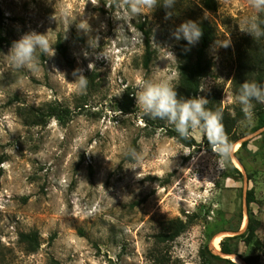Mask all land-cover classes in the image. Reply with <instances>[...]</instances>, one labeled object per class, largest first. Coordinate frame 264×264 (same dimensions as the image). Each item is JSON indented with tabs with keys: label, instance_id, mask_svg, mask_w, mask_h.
<instances>
[{
	"label": "rangeland",
	"instance_id": "obj_1",
	"mask_svg": "<svg viewBox=\"0 0 264 264\" xmlns=\"http://www.w3.org/2000/svg\"><path fill=\"white\" fill-rule=\"evenodd\" d=\"M217 2L208 10L202 0H177L166 20L163 7L133 15L124 0H111L110 8L106 0H0V264H202L200 249L215 252V240L236 235L222 230L236 226L240 212L239 233L246 230L251 188L261 246L237 239L235 254H218L238 264L237 254H254L264 264V128L253 132L264 103L253 101L251 118L235 128L242 138L232 159L242 175L234 177L226 164L218 166L203 133L191 134L200 146H186L168 135L172 125L158 126L136 103L138 81L171 78L178 85L179 41L170 33L196 20L214 29L207 51L214 65L202 81L210 90L200 95L219 94L231 115L241 109V84L264 69V37L242 33L239 24L264 20V12L251 0ZM141 26L155 50L149 70ZM32 30L48 32L52 48L38 53L35 70L17 69L8 52ZM245 59L254 66L244 68ZM130 100L131 111L123 112ZM51 105L68 111L59 120L48 115ZM133 144L139 161L126 155ZM177 218L193 222L174 241L159 243L166 222ZM28 232L38 233L34 251L20 239Z\"/></svg>",
	"mask_w": 264,
	"mask_h": 264
},
{
	"label": "clouds",
	"instance_id": "obj_2",
	"mask_svg": "<svg viewBox=\"0 0 264 264\" xmlns=\"http://www.w3.org/2000/svg\"><path fill=\"white\" fill-rule=\"evenodd\" d=\"M129 6L133 15L143 14L145 10H155L157 7L166 9L165 19L172 18L171 10L175 8L177 0H124ZM252 6L257 10L264 12V0H251ZM106 6H112L111 0H106ZM78 29L84 32L90 31V28L84 24H78ZM242 33L251 35L254 39L264 37V20L256 16L247 18L239 24ZM47 33L37 32L35 30L23 33L19 39L13 41L8 55L11 58L13 67L28 68L35 70L39 54L48 55L52 44ZM176 40H184L187 46L196 45L203 36V30L200 23L196 20H186L176 26L170 33ZM231 42L222 44L228 47ZM97 59L103 58L101 53H97ZM52 56V55H50ZM91 68V64L89 65ZM75 81L79 88L87 87L86 76L77 70L74 73ZM139 91L136 94V103L144 115L152 119H160L174 126L176 132L181 138L187 139L193 132L199 130L206 137L212 151L220 159L217 160L218 166L223 167L233 154L234 144L229 140L223 125V109L215 110L207 107L209 99L206 95L184 98L178 95L177 86L171 78H163L156 81L142 80L137 82ZM210 89L207 86H201L200 92H206ZM241 106L246 119L251 118L253 101L264 103V84L256 81L245 80L240 87L239 94L236 97ZM126 155L139 161L140 156L136 151L130 150ZM136 169L137 167H126ZM137 178L139 177L137 174Z\"/></svg>",
	"mask_w": 264,
	"mask_h": 264
},
{
	"label": "trees",
	"instance_id": "obj_3",
	"mask_svg": "<svg viewBox=\"0 0 264 264\" xmlns=\"http://www.w3.org/2000/svg\"><path fill=\"white\" fill-rule=\"evenodd\" d=\"M203 6L208 10H216L218 7L217 0H202ZM2 16L0 10V18ZM1 24V19H0ZM203 36L198 42L196 46H187V42L184 40H180L177 44V52L180 60L178 69H179V79L177 85V92L179 96L184 98H191L193 96L200 95L199 88L202 86V81L210 75V72L213 68V60L208 57L207 51L211 46L214 39V29L209 21H204L200 23ZM141 30L145 34V53L143 56V67L146 70L150 69L151 63L154 60L155 50L152 48L151 43V32L150 30L141 26ZM60 50L64 53L65 47L61 42L58 44ZM244 68L248 69L249 66H254L252 60L245 59L243 61ZM257 70V69H256ZM255 70V72H256ZM249 72V71H248ZM255 81L264 84V69L258 68V72L256 73ZM209 104L208 108L215 110L216 108H222L220 103L219 94H212L208 97ZM130 104H122L121 110L123 112L131 111L130 106L133 104L132 100H130ZM65 109H61L56 105L50 106L48 115L56 116L59 120L63 118V113ZM43 115V114H42ZM42 117V116H41ZM245 119V114L241 109L237 111L235 115H231L223 110V125L229 140L236 144L242 137L236 135L235 128L236 126ZM153 123V122H151ZM155 124L160 127H165V121L158 119ZM264 128V110L260 111L259 120L253 132L258 131ZM167 133L170 137L177 138L181 143L186 146L194 147L197 144L195 139L190 136L187 139L181 138L179 134L176 132L174 126H170L167 130ZM205 145L211 149L206 137L203 139ZM247 140L242 142L241 146H246ZM136 151V144H133L132 150ZM128 156V155H127ZM128 158H131L128 156ZM227 166V175L229 177H234L235 172L237 175H242V172L235 166L232 156L225 163ZM248 209V223L246 226V230L242 233H239L241 227V221L243 218L242 212L239 214V222L236 226H228L223 229V232H233L236 235L226 236L220 241V250L222 255H233L235 254L234 250V241L237 239H242L246 244L254 243L258 247L261 246L260 240L257 238V230H258V220L255 218V213L251 208V205L256 202V194L255 189L251 188L246 195ZM193 222V220L184 221L180 218L172 219L166 222L164 226V231L157 235V241L159 243H167L170 241H174L178 236H180L183 232H185L188 228V225ZM20 239L23 242H27L30 246L29 249L34 251L39 243H38V233L37 232H28L21 233ZM245 264H261L260 258L258 255L249 254L246 256H241L237 254ZM200 256L202 259V264H221L220 261L225 260L227 264H238L233 262L231 259L222 258L218 253L211 251L207 246L200 249ZM156 261H163V257L155 258Z\"/></svg>",
	"mask_w": 264,
	"mask_h": 264
},
{
	"label": "bare ground",
	"instance_id": "obj_4",
	"mask_svg": "<svg viewBox=\"0 0 264 264\" xmlns=\"http://www.w3.org/2000/svg\"><path fill=\"white\" fill-rule=\"evenodd\" d=\"M219 242H220L219 239L215 240L214 247H215V252L220 254L221 251H220ZM221 254H223V253H221ZM240 263L245 264L243 261H240Z\"/></svg>",
	"mask_w": 264,
	"mask_h": 264
},
{
	"label": "water",
	"instance_id": "obj_5",
	"mask_svg": "<svg viewBox=\"0 0 264 264\" xmlns=\"http://www.w3.org/2000/svg\"><path fill=\"white\" fill-rule=\"evenodd\" d=\"M244 262V261H243Z\"/></svg>",
	"mask_w": 264,
	"mask_h": 264
}]
</instances>
